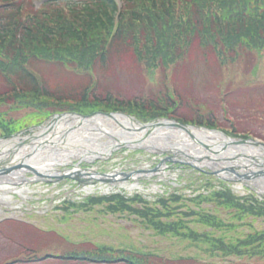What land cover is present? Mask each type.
<instances>
[{"label":"rangeland","instance_id":"1","mask_svg":"<svg viewBox=\"0 0 264 264\" xmlns=\"http://www.w3.org/2000/svg\"><path fill=\"white\" fill-rule=\"evenodd\" d=\"M34 4L39 6L40 0H35ZM220 44L223 46L222 42ZM126 46L114 45L106 62L92 65V73L84 69H75L65 61L35 59L34 69L43 75L47 87L52 89L51 93L59 95V105L51 104L50 99L49 104L37 106L40 108L36 110L38 113L34 110L36 107L30 104L18 107L11 106L7 101L2 105L0 111L7 113L3 115V118H6L9 125L13 123L17 125L15 132L20 131L18 141L26 135L24 127L37 122L47 126L55 113H72L84 117L92 114L94 117V113H99L96 116L105 117L104 123H95L85 118L92 122L90 129L71 130L74 136L79 132L86 136H81L79 142L70 147L72 152L78 150V145L88 151L85 148L95 147L100 142H117L113 149L105 157L95 156L92 160H87L81 153L70 157L68 161L55 160V170L63 172L74 164L101 172L113 169L129 171L136 166L148 169L158 166L160 160L167 154L151 152L140 145H136V148L129 147L120 142L119 139L124 140V136L115 132L117 130L121 131L120 133L124 132L107 114L112 112L122 114L119 113L122 111L117 108H106L102 103L108 99L117 102L136 99L141 101L138 107L133 106L131 109L127 107V112L136 119L143 120L144 123L172 121L171 119L195 122L198 118H212L218 123L216 124L218 128L223 127L220 130L230 136L243 138L246 134L264 142V86L259 84L260 80L264 84V50L257 52L252 49L246 50V46H239L237 47L239 56L235 54L236 58H234L235 50L229 48L226 50L228 57L226 63H221L214 47L199 46L195 36V40H191L187 45L182 46L180 42L179 45L173 46L171 52L173 63L152 65L150 71H147L144 65L145 60L138 61L134 54L132 56L133 50L129 43H126ZM213 63L215 65L211 66ZM258 64H260L259 69L255 70ZM251 72L259 76L255 79L254 86L249 84L247 78ZM92 75L96 76L93 81H97L98 84L93 92L86 93L85 89L92 85L93 81L90 78ZM4 84H6L5 80L0 76V87ZM0 90L3 91L2 88ZM84 93L88 94L87 98H82ZM71 94L75 98H69ZM9 96L10 94H4L5 99ZM94 97L102 101H94ZM172 99L176 109L170 114L159 109L166 107L171 110L174 107ZM24 100L26 102L31 98L26 97ZM219 103L222 105L220 106ZM141 105L143 108H140ZM223 105L226 109L222 112L221 109L225 108ZM152 106L157 107V111L154 112ZM202 123L208 124L206 120ZM107 128L110 130L115 128L116 131L109 135L104 132ZM2 129L3 127H0V140L4 141L7 135ZM39 129L40 127L35 132ZM175 131L180 130L175 129ZM47 135L52 134L48 132ZM56 137V139L61 137L59 132ZM167 139L173 140L169 137ZM219 148L223 150L222 152L229 151L227 146L224 148L222 145ZM53 149L58 152L60 149L66 150L60 146L52 147L51 150ZM32 152L36 156V162L43 159L49 160L41 147ZM210 159V162L207 161L200 167L212 171L222 168L224 164H227L224 166H233L223 158L211 157ZM245 159L241 153L237 152L232 155L230 161ZM167 166L166 174L174 172V176H160L164 179L159 180L158 177L146 175L143 176L146 179L141 182L119 184L101 182L92 187L78 184L73 177L58 179L46 173L44 167L42 173L44 175L38 178L32 177L28 169L29 172L24 170L23 177H28L25 181L4 176L6 180L3 182L0 180V264H28L23 261L27 258L39 259L40 264H56V256L59 254L85 248L96 249L102 245L121 246L124 249L132 248L136 252H143L145 253L143 255L153 264H264V256L260 257L257 254L253 257L233 253L223 256L219 251L210 256L208 252L195 248L186 240L176 239V236L169 232L154 229L151 223L145 222L139 215L121 210L111 211L109 207L107 208L108 202L96 204L89 209L68 207L66 203L62 205L63 201L73 204L82 202L88 194L104 196L121 193L128 197L138 192L148 202H154L159 195L166 196L175 192L176 195L186 199L176 201L174 204L177 208L164 218L179 220L183 223L191 221L189 226L192 228L207 231L212 227L201 224L192 212L209 210L222 220L232 223L231 225L238 223L236 227L227 230L230 236H241V234L264 229L262 217L250 215L242 220L233 219L230 213L231 208L226 210L212 202L197 204L195 201L188 200L187 197L197 194L190 193L189 188L195 190L204 185L202 181H196L197 178L201 179V176L197 175L198 171L188 168L185 164L172 163ZM258 175L248 182L252 190L236 180V182L227 183L226 186H229L236 195H244L254 190L264 196V175ZM218 181L217 186L220 185ZM221 232L224 233V231ZM45 254L48 257L44 256ZM57 263L60 262L57 261Z\"/></svg>","mask_w":264,"mask_h":264},{"label":"trees","instance_id":"2","mask_svg":"<svg viewBox=\"0 0 264 264\" xmlns=\"http://www.w3.org/2000/svg\"><path fill=\"white\" fill-rule=\"evenodd\" d=\"M195 36L200 46L214 47L221 63H226V50L229 48L235 50L234 58L235 54L238 56L239 46L257 52L264 50V0H128L118 26L115 25V5L109 0H91L83 5L73 3L68 10L62 8L60 0H48L39 10L24 5L20 0H0V76L6 83L3 91L0 90V107L7 101L18 107L27 104L37 107L40 104L39 84L44 79L35 72V59L65 61L75 69L92 73V65L97 60L109 58L114 45L126 46L129 43L132 56L134 54L138 61L145 60V68L150 71L152 65L173 63V46L180 42L182 46L187 45L195 40ZM49 91L45 88L43 92L47 94ZM4 94H10V98L5 99ZM26 97L31 100L25 102ZM54 98L60 97L55 94ZM6 114L0 111V127L8 136L17 130V125H9L3 118ZM203 180L206 183L202 186L209 189L208 193H198L192 198L187 197L188 200L197 204L212 202L226 210L231 208L233 219L250 215L264 219V200L255 198L253 194L237 196L227 188L215 189L210 179ZM181 199L186 198L169 194L148 202L140 194L131 197L113 194L89 196L77 204L67 202L66 205L89 209L108 202L107 208L111 211L139 215L154 229L186 240L210 256L219 251L223 256L230 253L264 256V229L230 236L227 230L236 225L209 210L192 212L197 221L212 227L207 231L192 228L189 226L191 221L183 223L164 218L174 212L177 208L174 203ZM143 254L132 248L102 245L96 249L66 252L56 258L59 264H153ZM23 261L40 264L35 258Z\"/></svg>","mask_w":264,"mask_h":264},{"label":"bare ground","instance_id":"3","mask_svg":"<svg viewBox=\"0 0 264 264\" xmlns=\"http://www.w3.org/2000/svg\"><path fill=\"white\" fill-rule=\"evenodd\" d=\"M115 118L123 122L125 128L124 130H122V132L124 133H120L121 131L118 132V130L116 131L115 128H111V130L107 128V130H104L106 134L108 133L110 135V134H113L112 132L116 131L115 133L122 134L125 140H130L131 143H138V145L143 146L145 148H149L151 151H155L158 149H161V150L176 149L177 151L183 154V156L185 157V160L186 158L191 159L193 161H196L198 165L202 164L199 162L200 160L206 161L205 159L207 155L212 156L213 158L215 157L223 158V159H226L227 161L231 159L234 153L239 152L246 158V160L233 162V163L230 162V163L232 165H237L238 166L237 168L242 172V171H247V170L254 171L258 169L256 164L252 163V160L254 161L264 160V146L251 145V144L232 145V146H229V151L227 150V152H222L219 150L218 153L214 155L212 152L216 153V150L219 149L221 144L225 145V144L231 143L230 140L228 141V139H226L223 135L216 133V132L215 133L209 132L208 130L199 129V128H190L192 132L191 133L192 138H191L188 132H184V131L176 132L174 129H172L169 126L166 128H162V127L158 128V126H155V125L153 126L148 125L146 127H140L139 125H136L133 122H129V120H127V118H123V116L117 115L115 116ZM104 120L105 119H103V117L102 118L99 116L93 117L94 122L104 123L103 122ZM91 123L92 122H89L88 120H80V119L76 120V117H73V116L72 117L63 116L55 121H52L47 126H43L41 131L36 132L34 136L32 137L26 136V139L24 141H28L27 145L28 146L30 145V148H27L26 146H19L17 143V141L19 140L18 136L13 137L8 141L0 140V164H1L0 167L1 168H8V167L13 168L14 165L20 164L21 161H23L24 163L29 164V165H40L44 168H47L48 173L55 174L53 172L55 170L54 167L56 165L54 161L55 160L61 161L63 159L65 161H68L70 157L74 155L78 156L80 152H75V151L72 152V148L70 146L76 145L79 142V139L81 136H86L85 134H81V132H79V133H76L75 136L73 137L69 131H65V128L74 125L72 129H74V127L77 126V128L87 130L88 128L90 129L89 126H91ZM51 128L52 130L49 131ZM137 128H140L141 131L137 130ZM127 129H131V130L129 131ZM169 129H172V130H169ZM149 130H154L151 133L152 136L145 137L146 135L145 133L148 132ZM41 132L43 133L47 132L46 135L48 134V132H50L52 135L54 133V135L52 137H46V135L44 137H40L43 134ZM58 132L59 134H62L60 137L61 141H63L64 138L66 139L65 140L66 142L59 141V143H61L60 146L61 147L63 146V148L66 149L64 151L60 149L59 152L55 151L54 149L51 150L52 147L59 146L58 143L52 145V142L55 141L54 139L57 138L56 135H58ZM40 133L41 135H39ZM125 133H128V135H126ZM72 134L74 135V132ZM167 137L173 140L170 141L169 139H167ZM46 139H51L50 145L47 147L48 151L50 152L46 151V154L48 155L49 160L43 159L39 162H36V159H35L36 156H34V154H30V152L32 151V148H35L36 146H42V144L45 143ZM109 142L110 141L100 142L97 145H95V147L90 148L89 149L90 154L88 155V157L86 156L85 158L87 160H92L95 156L105 157L107 153L110 151L111 149L110 147L117 143V142H113V143L112 142L109 143ZM200 145H208L212 150L207 151L203 148V146L201 148ZM18 147L23 148V151H22L23 153L24 152H26V154L29 153V157L22 154V152L20 153ZM20 156H22L23 158L22 160L18 158ZM242 162H244L245 164ZM246 164H248V166ZM224 165H227V164H224ZM245 166L246 168H248L247 170L244 169ZM261 167H264V166L262 165ZM74 168H75L74 170H70V171L75 172V173L78 172L79 174H82V175L85 173L84 170L83 171L79 170L80 169L79 166H75ZM9 172L10 173L6 176L7 178L18 180L23 177L22 176L23 172L20 169H17V170L11 169V171ZM39 173L42 174L43 172H39ZM91 174L96 175L95 171H92ZM91 174L88 176L90 177ZM135 175L136 174H134V177H137ZM108 176H110V174H108ZM84 180H89V179H81L80 181L85 182Z\"/></svg>","mask_w":264,"mask_h":264},{"label":"water","instance_id":"4","mask_svg":"<svg viewBox=\"0 0 264 264\" xmlns=\"http://www.w3.org/2000/svg\"><path fill=\"white\" fill-rule=\"evenodd\" d=\"M171 125H173L174 127L176 128H180V129H183V130H186L188 131V126L187 125H182L180 123H177V122H171L170 123ZM252 143L253 144H256V145H263L262 143H259L257 141H254V140H242V139H237L236 141H234V143H237V144H248V143ZM232 142V144H234ZM204 147L211 151L212 149L208 146V145H204ZM217 153V152H216ZM165 160H168V161H178L179 163L181 164H188V165H191L192 167L194 168H197V169H201L200 166L202 165H198L196 163V161H193L191 159H188V160H179L176 158V156L174 157H167ZM205 160H209L210 161V158L206 157ZM204 160H200L199 162L200 163H203ZM256 164L258 166H262L264 165V162L260 163V162H256ZM1 166V164H0ZM11 169H20V170H23V169H28V170H32V171H35V169L33 168L32 165H29V164H26L24 163L23 161H21L20 164H16L13 166V168H1L0 167V175H7L9 174L11 171ZM75 169V168H74ZM74 169H71V170H74ZM245 170H247L246 166L244 168ZM79 170H82V169H79ZM83 171V170H82ZM158 171H162V168H158V167H155V168H152V169H149V170H145V169H141V170H134L132 172H126V173H123V172H120L118 170H113L111 172H106V173H100V172H96L95 171V174L96 175H92L90 170H84V174H79L78 172H72L70 170H66V171H63V172H60V173H55V175H52V176H55V177H58V179L60 178H63V177H73V178H79L81 177V179H89V180H93V181H101V182H112V181H118V180H121V179H133L135 178L134 177V174H136L135 176H138L139 174L140 175H148V174H156L158 173ZM213 173H215L216 175H218L219 177L221 178H224V179H227L226 177L229 176L228 178L231 179V180H237V181H244L245 179H250V178H253L255 177L256 175H260V174H264V170L260 171V172H250V171H240L238 168H234V167H226V168H218V169H213L212 170ZM91 176L89 177L88 175ZM108 174H110V176H108ZM84 181H87V180H84Z\"/></svg>","mask_w":264,"mask_h":264}]
</instances>
